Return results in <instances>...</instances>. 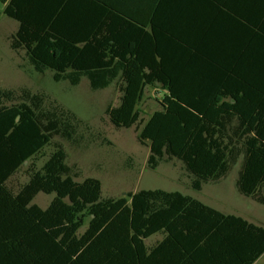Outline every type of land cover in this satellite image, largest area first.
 Returning a JSON list of instances; mask_svg holds the SVG:
<instances>
[{
    "label": "trees",
    "instance_id": "1",
    "mask_svg": "<svg viewBox=\"0 0 264 264\" xmlns=\"http://www.w3.org/2000/svg\"><path fill=\"white\" fill-rule=\"evenodd\" d=\"M0 3L18 22L11 48L25 51L35 72L72 86L86 79L92 91L119 88L107 115L116 128L137 127L150 169L177 160L201 191L239 166V193L264 206V0ZM147 88L164 96L145 121L138 106ZM81 124L40 94L0 88V264H109L143 253L157 234L234 245L217 264H254L264 254V227L181 192L103 198L98 179L77 181L54 140L78 145ZM23 169L27 181L15 190L9 182ZM40 193L54 195L46 209L33 203Z\"/></svg>",
    "mask_w": 264,
    "mask_h": 264
},
{
    "label": "rangeland",
    "instance_id": "2",
    "mask_svg": "<svg viewBox=\"0 0 264 264\" xmlns=\"http://www.w3.org/2000/svg\"><path fill=\"white\" fill-rule=\"evenodd\" d=\"M5 6L0 3V88L30 90L45 97L47 105L57 104L71 111L82 122L78 145L60 137L54 142L64 148L67 165L78 174L77 181L98 179L102 184L103 198H121L140 190L161 189L181 192L219 211L244 216L264 226V206L241 195L236 188L239 166L222 180L204 185L201 191L191 188L189 174L177 160L162 163L157 169L148 166L150 150L138 141L140 131L116 128L107 115L109 107L120 104L121 93L117 86L92 91L86 79L80 85L56 82L52 73L39 74L27 64L25 51H14L11 38L18 30V22L3 14ZM164 92L158 88H147L138 109L141 117L148 121L161 110L160 101ZM52 147L45 150V158ZM23 169L14 176L9 186L13 189L27 181ZM54 195L40 193L34 204L46 209ZM250 219V220H251ZM264 264V257L257 263Z\"/></svg>",
    "mask_w": 264,
    "mask_h": 264
},
{
    "label": "crops",
    "instance_id": "3",
    "mask_svg": "<svg viewBox=\"0 0 264 264\" xmlns=\"http://www.w3.org/2000/svg\"><path fill=\"white\" fill-rule=\"evenodd\" d=\"M220 212L226 216L241 217L250 223L264 227L252 221L251 218L250 220L241 215L224 213L222 211ZM221 223L226 224H224L223 226V229H225V231L221 232L220 234L224 238L232 234L231 230L226 231L227 229H230V226L228 227L227 225H231L232 222L228 221V223ZM164 239L165 237L162 234L154 235L145 241V248L143 253L137 254L132 250V252H130L129 256L126 258L120 257L111 260V263H109L108 260L105 262L109 264H217V260L215 258L217 256L224 257V259L229 257V259H231L232 253H230V251L234 246L225 242H198L190 245L182 242H163ZM263 257L264 254L254 264H257ZM229 264H232V262H230Z\"/></svg>",
    "mask_w": 264,
    "mask_h": 264
}]
</instances>
